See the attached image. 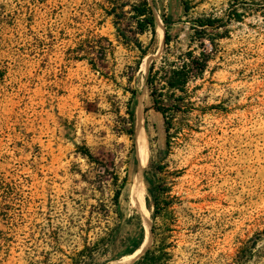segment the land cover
Here are the masks:
<instances>
[{"label": "rangeland", "instance_id": "374dc122", "mask_svg": "<svg viewBox=\"0 0 264 264\" xmlns=\"http://www.w3.org/2000/svg\"><path fill=\"white\" fill-rule=\"evenodd\" d=\"M139 1L0 0V264L133 255L148 228L134 191L140 172L151 228L149 181L169 189V264H237L252 244L245 264H264V0H146L156 35L138 36L144 58L115 24L132 38ZM204 17L222 27L207 29L212 59L189 85L195 109L178 115L167 150L149 69L166 53L165 20L179 55ZM149 243L145 253L151 231ZM86 247L92 259L79 260Z\"/></svg>", "mask_w": 264, "mask_h": 264}, {"label": "trees", "instance_id": "16d2710c", "mask_svg": "<svg viewBox=\"0 0 264 264\" xmlns=\"http://www.w3.org/2000/svg\"><path fill=\"white\" fill-rule=\"evenodd\" d=\"M186 11L188 12V8H186ZM132 12V19L135 21V29L132 33L133 37L131 38L128 32L121 30V28L118 27V23L120 22L117 20L120 18L117 17L115 24L118 31V38L127 44H130L131 39H133L136 49L141 53L140 58H144L147 55V50L143 48L138 36L150 32L153 37H155V17L146 0H141L133 5ZM233 19L240 22L241 14L236 13L235 18ZM221 23H223V20L216 18L204 17L197 19L191 27L193 35L190 38L191 45L189 46V49L185 53L175 55L171 53L170 48L172 43V36L169 31L170 23L165 20L166 53L159 66H157L156 62L152 63L147 77V85L152 99V109L161 114L164 120L167 150L170 149L178 134V129L175 124L178 115L193 112L195 109L194 104L190 101L189 85L192 82L203 78L209 62L212 59L215 40L208 37L207 29L221 28ZM207 41H209V46H212V49L210 50L207 47ZM197 52L199 53L197 54ZM140 64L141 62L137 63L138 66ZM130 121L131 123L134 122V115L132 113L130 114ZM130 133L133 135V128L130 130ZM81 153L95 163H99L87 148H82ZM149 183L150 188L148 189V193L151 197L148 196L146 202L152 209L153 226L151 228V233L153 235V245L136 264H169L171 256L170 252H168L170 248L168 242L170 238V230L168 229V224H166V216L169 209L172 207L171 201L166 198L169 189L163 185H157L151 180ZM120 194L121 192L118 190L114 197L115 204L118 203ZM160 220L163 221V224L158 223ZM262 235H264V231L262 232ZM150 243L144 248L143 252L148 248ZM255 247L256 244H252V246L241 248L238 254L237 264H245L253 255ZM91 251V248L86 247L78 254L79 260L92 259L93 254ZM84 264L92 263L87 262Z\"/></svg>", "mask_w": 264, "mask_h": 264}, {"label": "bare ground", "instance_id": "6f19581e", "mask_svg": "<svg viewBox=\"0 0 264 264\" xmlns=\"http://www.w3.org/2000/svg\"><path fill=\"white\" fill-rule=\"evenodd\" d=\"M150 61V57L148 59V62ZM147 62V63H148ZM142 113V112H141ZM140 114V113H138ZM140 117V116H139ZM141 118V117H140ZM140 121V120H139ZM138 121V122H139ZM143 122V121H142ZM144 140L145 138L143 137V131H142V124L139 123L138 124V130H137V143H138V155H139V159H140V169L142 170L143 168V159H144V146H142V143H144ZM139 165V164H138ZM143 173V172H142ZM134 191L137 195V198L140 200L141 202V206H142V209L144 210V213H145V216H146V219L148 221L147 225H148V228L146 230V238H145V241L144 243L142 244V246L131 256L129 257H125L122 261L118 262V263H114V264H129L131 261L137 259L139 256H141V252L143 250V248L146 247L147 245V242L149 240V237H150V231H151V227H150V220L149 219V213L145 207V204H144V193H145V189H144V186H143V183L141 181V172L135 176V184H134ZM145 253V252H144Z\"/></svg>", "mask_w": 264, "mask_h": 264}]
</instances>
